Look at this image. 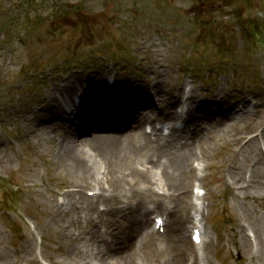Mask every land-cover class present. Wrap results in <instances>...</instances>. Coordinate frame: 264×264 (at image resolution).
Instances as JSON below:
<instances>
[{"label": "rangeland", "instance_id": "1", "mask_svg": "<svg viewBox=\"0 0 264 264\" xmlns=\"http://www.w3.org/2000/svg\"><path fill=\"white\" fill-rule=\"evenodd\" d=\"M128 53L136 58L122 60ZM73 62H79L80 67H73L60 79L75 83L71 95L65 102L46 106L48 90L56 86V77ZM98 84L103 87L97 89ZM181 89L193 93L194 115H177L186 105L178 95ZM69 102L73 107L67 109L65 104ZM149 106L157 111L156 117H149ZM159 111L166 116L160 118ZM191 117L194 126L188 123ZM179 118L190 134L202 135L209 142L210 156L201 169L203 186L199 184L203 196H208L200 212L211 250L201 248L200 254L209 257L212 264H260L264 200L261 207H255L253 199L246 202L249 209L256 210L258 219L240 220V210H229L232 191L221 181L220 173L221 160L231 149L242 159L250 154L251 144L255 145L251 141L246 148L247 140H254L253 135L256 140H264V0H0V264H70L73 255L67 259L62 227L79 234L77 244L88 238L89 245L82 247L91 252L92 247L102 250L112 245L117 249L111 250L114 255L126 256L121 260L125 264V250L131 248L114 240L119 232L122 235L127 220L121 216L119 227L106 230L109 209L105 208L109 201L103 199L95 203L91 222L85 218L89 210L84 198L92 196V189L98 186L89 184V180L72 179L80 172L76 171V162L83 166L73 153V143L92 142L95 136L124 137L144 131L152 136L150 131L154 129L167 134ZM58 132L68 143L72 137L76 142L65 147ZM52 136L64 145L56 149ZM236 136L242 137L244 145L226 143ZM139 143L146 147L147 142ZM259 149L264 153L261 143L255 150ZM230 157L223 163L224 179ZM67 159H72V164ZM134 159L127 160V173L132 172ZM100 168L94 166L93 170ZM158 181L153 178L150 185ZM198 181L188 185L189 196L195 194ZM103 182L102 191L107 196L111 181ZM76 184L81 189L78 193L73 191ZM145 186L136 175L129 174L114 193L132 199L120 203L121 208H113V212L123 208L128 214L130 202L145 198ZM39 191L45 195H38V199ZM71 191L74 197H66ZM71 201L82 219H74L71 224L66 219H54L51 226L46 203L62 207L65 214L71 215ZM157 214L147 210L145 228L153 227ZM236 218L246 225L242 226L246 245ZM191 225L189 222L177 232L187 254L194 249ZM90 226L93 233H88ZM168 242L173 249V242ZM154 249L149 245V250ZM254 251L259 256L251 262ZM79 259L78 254L76 264ZM181 261L182 256L176 254L167 260L165 251L152 255L140 252L129 264Z\"/></svg>", "mask_w": 264, "mask_h": 264}, {"label": "bare ground", "instance_id": "2", "mask_svg": "<svg viewBox=\"0 0 264 264\" xmlns=\"http://www.w3.org/2000/svg\"><path fill=\"white\" fill-rule=\"evenodd\" d=\"M74 84L75 83L71 82L68 78L58 80L56 86L48 90L47 95L44 97L45 105H58L61 101L65 102V99L69 98L71 95V89ZM100 87L102 88L103 86L100 85ZM180 91L178 95L179 97L182 96L186 105L182 112L179 111V114L177 112V115L181 117L183 112L194 115L191 108V103L194 101L193 93L191 91L186 92L183 89ZM65 107L70 109L73 106L69 102L65 104ZM151 108L150 106L148 108L152 112V115L149 117H156L157 111ZM159 112L160 118L166 116V113L162 111ZM179 120V124H172L170 126V130L166 136L154 129L151 131L152 136L146 134L144 131L135 132V134L131 133L132 136L124 137H118L117 135L112 137L108 135L95 136L96 139L92 142H89V139L87 140L88 143H73L76 142V138L73 137L69 140L74 144L73 153L79 157V161L83 165L81 166L76 162V171L80 172L75 174L74 178H71L75 181L82 179H85V181L89 180V184L93 182L94 185H97V188L101 190V192H97L98 189L96 190V187L93 186L95 187V189H92L94 190L93 195L84 198L85 205L89 210L85 218L89 219L88 222H91L92 217L90 213L95 211V203L103 199L104 201H109V206L105 209H109L108 214L111 216L109 217L108 215L105 217L109 218L106 219V230L112 231L114 228L119 227L121 222L119 217L121 216H125L127 220V223L122 226V235L121 232H119L117 234L118 237L114 240V242L118 241L117 244L122 245V247L131 248L125 250V254L128 256V260L125 264H129V261L135 259L140 252H148L152 255L156 252L163 251L166 252L167 260H171L174 254L181 255V264H212L209 257L206 255L204 257L199 252L201 248L205 250V252H210L211 250V239L206 240V236L203 233L204 224L202 223V217L204 216H202L203 214L200 212L205 206L203 199L206 200L207 196H203L202 187H200V184L203 186V178L200 177H202V163L206 165V159L210 156L209 145L207 144L208 140L203 138L202 135L190 134L191 131L186 129L184 120L181 118H179ZM188 123L193 126L195 125L193 117L190 118ZM195 129L197 128L195 127ZM57 137H62V139L65 140V142H63L65 147L72 145L67 142L68 139L64 137L62 133L58 132ZM151 137L152 142L149 143L148 141ZM253 138L254 140L249 139L245 143V146L251 141L255 143V145L253 143L251 144L252 150L250 154H248L250 156L246 155L243 156L242 159H239L240 153L238 155L236 152L232 153L231 149L230 153L221 160V181L225 182L226 186L230 187L232 191L231 201H228L227 204L230 211L240 210V220L258 219L259 215L256 210L249 209L246 206V202L249 199H253L256 202L255 207H261L264 200V157L261 156L263 151L261 149H259V152L255 150L258 143H261L264 148V140H256L255 135H253ZM241 140V136H236L232 141L227 139L226 143L231 146L239 143L244 145ZM139 141L142 143L147 142V144H144L146 147L142 146ZM51 142L56 143V149L57 145L60 147L64 145L61 144V142L58 144L54 136H52ZM202 144H205V146ZM248 149H250V145ZM242 151L245 153V150ZM229 157L231 160L225 168L226 177L224 179L222 173L224 171L223 163H225ZM132 158H135L133 160L134 168L131 173H127V169L130 168V163L127 165V160ZM67 161L71 164L73 162L72 159H67ZM99 165L101 166L100 171L98 169L93 170L94 166ZM137 165H140V168H137ZM5 169H10V167H6ZM246 173H249L248 176H246ZM129 174L136 175L138 177V182H141L142 185L146 183V186L144 190L145 198L137 199L133 203L130 202L128 205L132 208L127 214V211H124L123 208L121 211L115 210L121 208V206H118L120 203H128L126 200L132 198H127V196L119 197L114 193V189L123 181H126ZM198 174H200V176ZM198 177L200 181H198ZM153 178L159 179L160 181L151 186L150 182ZM104 180L105 182H108V180L111 181V193H108L107 196L102 191L105 188L103 184ZM194 180L198 181L194 185L195 194L189 196L187 187L190 183H193ZM74 186L78 188L79 185H73L74 192L78 193L81 191V189H76ZM110 186L108 185V187ZM74 192H67L66 197H74ZM209 193L210 191H207V194ZM38 195L44 197L45 194L39 191L37 193V198ZM239 197H242L244 201L240 203ZM146 201H148V204H146ZM69 207L72 211L71 215L65 214L62 207L57 208L53 203L47 202L45 210L48 213L47 217L51 218L50 221L52 222L50 225L54 226V219H66L69 224H71L74 219H77V221L82 219L80 214L74 212L75 202L71 201ZM113 208H116L114 212L112 210ZM149 209L155 210L160 215L157 214L154 216L153 227L150 225L145 228L147 210ZM61 221L65 223L63 220ZM189 222L192 223L190 226L191 236L194 232L199 233L200 235L198 236L200 241L195 243L191 239V244L194 249L190 254H187L180 245L181 238L178 236L177 232L179 230H184ZM236 225L241 231L240 235L242 237V242L246 245L248 240L246 237L244 238L245 235L242 234V226L246 227V225L240 223L237 218ZM162 226L164 233L160 234L159 230ZM61 230V234L63 238L66 239L67 243V259L70 257V254L73 255V260L72 258L70 259V264H76L75 256L78 254L80 255L79 264H121L123 257H126L122 254L114 255L111 250L117 249L112 245H106L102 250H99V247H92L93 251L91 252V250L82 247L84 244L89 245L88 238L83 244H80L81 242L77 244L75 241L78 239L79 234H72V230L66 227H62ZM88 233H93L91 226ZM168 239L173 242V249L170 247ZM90 240L92 239L90 238ZM58 241L61 242L60 240ZM151 244L155 246L154 250H149V245ZM166 245H168L169 250H166ZM38 253L43 257L42 251H38ZM104 254L106 256H103ZM255 255L259 256V254L254 251L250 257L251 262ZM215 257L218 259L216 254ZM260 258L261 261L259 263L263 264L264 246L261 249ZM87 259L89 263H87L88 261L86 262Z\"/></svg>", "mask_w": 264, "mask_h": 264}]
</instances>
